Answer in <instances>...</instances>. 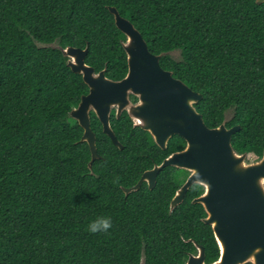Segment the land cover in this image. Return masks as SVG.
I'll list each match as a JSON object with an SVG mask.
<instances>
[{
    "label": "trees",
    "instance_id": "16d2710c",
    "mask_svg": "<svg viewBox=\"0 0 264 264\" xmlns=\"http://www.w3.org/2000/svg\"><path fill=\"white\" fill-rule=\"evenodd\" d=\"M109 6L134 23L153 53L180 51L179 59L167 54L160 63L203 95L195 106L209 127L233 110L226 126H242L232 136L234 149L263 155L264 2L0 0V264H141L143 256L145 264H185L195 251L190 238L206 247L207 262L218 260L205 209L193 203L201 185L174 209V171H161L153 189L143 182L124 191L183 149L182 136L162 149L127 111L120 118L113 111L120 149L92 111L102 158L89 167L84 129L70 115L89 86L50 44H89L86 62L122 79L127 37ZM97 216H111L108 232L86 230Z\"/></svg>",
    "mask_w": 264,
    "mask_h": 264
},
{
    "label": "water",
    "instance_id": "95a60500",
    "mask_svg": "<svg viewBox=\"0 0 264 264\" xmlns=\"http://www.w3.org/2000/svg\"><path fill=\"white\" fill-rule=\"evenodd\" d=\"M259 4L264 0H257ZM117 27L126 35L123 47L128 59V72L122 79L107 77L105 69L96 72L86 62L89 44L85 48L68 45L62 50L68 57L71 69L83 75L89 92L82 95L78 106L70 115L83 127L81 138L91 150L89 167L98 152L96 133L91 127V112L94 111L103 125V131L120 149L124 145L115 134L111 113L116 109L120 118L127 110L134 125L150 132L154 141L166 149L170 138L178 134L186 146L170 154L160 164L144 171L132 187H124L126 194L139 190L143 182L150 189L157 184V177L167 166L191 170L186 182L178 189L171 201V209L179 205L189 187L196 182L206 186L204 195L193 200L203 203L209 216L204 221L212 225L221 246V256L213 263H206L202 246L200 255L191 254L185 264H264V153L260 160L248 163L247 154L238 153L232 144V136L242 126H226L225 120L217 127H209L195 104L203 95L193 90L173 71L162 67V56L177 51L153 53L143 34L134 23L123 16L117 7L109 6ZM131 95L138 98L133 101ZM195 241V240H194ZM141 264H145L142 257Z\"/></svg>",
    "mask_w": 264,
    "mask_h": 264
},
{
    "label": "flooded vegetation",
    "instance_id": "af4514ba",
    "mask_svg": "<svg viewBox=\"0 0 264 264\" xmlns=\"http://www.w3.org/2000/svg\"><path fill=\"white\" fill-rule=\"evenodd\" d=\"M131 99H132V95H131ZM133 100V99H132ZM133 101H138V98L136 99V100H133ZM113 111H115V114H116V109H113ZM112 111V112H113ZM124 111H127V110H124ZM123 111V112H124ZM112 114V113H111ZM122 115V114H121ZM117 116V115H116ZM233 116H234V112H232V115L230 116V118H233ZM233 126H235V125H233ZM232 127V126H231ZM241 130V129H240ZM236 133V132H235ZM234 133V134H235ZM186 146V145H185ZM243 153H246L247 154V157H246V161L248 162V163H251V162H255V161H258V160H260L261 158H255V157H252V156H249L248 155V153L247 152H243ZM243 153H240V154H243ZM263 153H264V151H263ZM263 156V155H262ZM156 165V164H155ZM154 165V166H155ZM153 166V167H154ZM152 167V168H153ZM152 168H148V169H146V170H149V169H152ZM165 169V170H164ZM167 169V170H166ZM145 170V171H146ZM161 171H184L183 173H184V175H185V177H184V179L182 180V184H180V186H179V188L178 189H180L181 188V186L186 182V180H187V178L189 177V175L191 174V170H189V169H186V168H179V167H175V166H173V167H171V168H163ZM186 171L188 172V174L186 175ZM146 182V181H145ZM197 184H199V185H201L202 186V188H203V190H202V192L198 195V196H196L195 198H197V197H200V196H202V195H204L205 194V192H206V186L203 184V183H201V182H196ZM196 183H194V184H196ZM192 186V185H191ZM190 186V187H191ZM190 187H189V189H190ZM178 189H177V191H178ZM188 189V190H189ZM177 191H176V193H177ZM188 192V191H187ZM176 193H175V195H176ZM187 194V193H186ZM174 195V196H175ZM186 196V195H185ZM194 198V199H195ZM173 199V198H172ZM184 199H185V197H184ZM184 199H183V201H184ZM193 199V200H194ZM172 201V200H171ZM182 201V202H183ZM181 202V203H182ZM180 203V204H181ZM194 203V202H193ZM196 203H199V202H196ZM179 204V205H180ZM200 204H202L203 205V207H204V209H205V212H206V215H205V217H203L202 219H203V221H204V219L205 218H207L208 216H209V213L207 212V210H206V207H205V205L203 204V203H200ZM179 205H177V206H179ZM176 206V207H177ZM170 207H171V204H170ZM175 207V208H176ZM205 222V221H204ZM206 223V222H205ZM206 224H208V223H206ZM208 225H210V224H208ZM211 227H212V225H211ZM212 229H213V227H212ZM213 232H214V230H213ZM214 236H215V233H214ZM215 238H216V236H215ZM188 240H190V241H192L193 243H194V245H195V251L194 252H190V255L191 254H194V255H200V248H199V246H202L203 247V249H204V252H205V255H206V252H207V250H206V247L202 244V243H199L198 241H196L195 239H193V238H190V239H188ZM195 240V241H194ZM216 241H217V243H218V247H219V251H220V255H219V257H218V260H219V258H220V256H221V246H220V244H219V242H218V240H217V238H216ZM189 255V256H190ZM189 256H188V258H187V260L189 259ZM206 257H207V255H206ZM206 259V258H205ZM187 260H186V262H187ZM206 261V260H205ZM215 261H217V260H215ZM215 261H213V262H215ZM185 262V263H186ZM213 262H207L206 261V263H213ZM247 263H250V264H254V262L253 261H247V262H245L244 264H247Z\"/></svg>",
    "mask_w": 264,
    "mask_h": 264
},
{
    "label": "clouds",
    "instance_id": "9594fccd",
    "mask_svg": "<svg viewBox=\"0 0 264 264\" xmlns=\"http://www.w3.org/2000/svg\"><path fill=\"white\" fill-rule=\"evenodd\" d=\"M112 228V218L111 216H97L91 219L86 230L90 233H106Z\"/></svg>",
    "mask_w": 264,
    "mask_h": 264
},
{
    "label": "rangeland",
    "instance_id": "374dc122",
    "mask_svg": "<svg viewBox=\"0 0 264 264\" xmlns=\"http://www.w3.org/2000/svg\"><path fill=\"white\" fill-rule=\"evenodd\" d=\"M172 56L174 57V58H177V59H179V57H180V51H175V52H173L172 53ZM232 112H233V110H229L228 112H227V117H230L231 115H232ZM184 171H174L173 172V174H174V177H175V180L177 181V183L180 185V184H182V180L184 179V177H185V175H184V173H183Z\"/></svg>",
    "mask_w": 264,
    "mask_h": 264
}]
</instances>
